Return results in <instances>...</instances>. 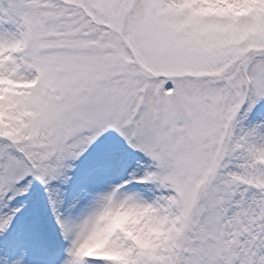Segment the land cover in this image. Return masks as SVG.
<instances>
[{
  "label": "snow or ice",
  "instance_id": "snow-or-ice-1",
  "mask_svg": "<svg viewBox=\"0 0 264 264\" xmlns=\"http://www.w3.org/2000/svg\"><path fill=\"white\" fill-rule=\"evenodd\" d=\"M0 264H264V0H0Z\"/></svg>",
  "mask_w": 264,
  "mask_h": 264
}]
</instances>
